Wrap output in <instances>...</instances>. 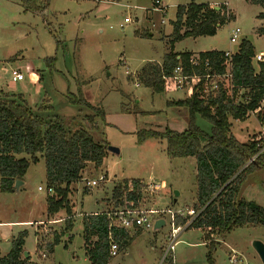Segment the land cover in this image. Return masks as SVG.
Returning a JSON list of instances; mask_svg holds the SVG:
<instances>
[{
	"label": "rangeland",
	"instance_id": "374dc122",
	"mask_svg": "<svg viewBox=\"0 0 264 264\" xmlns=\"http://www.w3.org/2000/svg\"><path fill=\"white\" fill-rule=\"evenodd\" d=\"M191 3L221 7L222 13L227 5L232 17L216 29L214 37H189L172 45L177 7ZM37 6L40 10L44 6L45 11L26 12L19 0H0V99L21 100L34 115L59 119L69 131L78 130L84 118L93 117L97 129L91 135L95 142L117 149L119 155L108 152L99 170L88 164L83 180L71 189L69 202L76 221L73 218L68 232L64 212L47 216L44 161L30 164L18 190L0 193V256L7 255L12 241L26 231L23 253L31 263L91 264L87 252L94 240L84 243L82 216L104 208L107 214L122 209L111 201L112 189L122 181L143 183L137 205L143 209L177 210L195 205V160H170L164 140L137 139L143 132L186 130L187 109L174 103L188 97L189 87L155 92L138 82L140 69L147 63H160L170 51L192 56L212 50L235 53L242 40L253 46L252 65L257 69V63L264 62V37L257 34L262 26L257 17L264 10L250 0H161L160 11L153 9V0H42ZM126 18L128 23H124ZM234 29L240 31L239 40L230 44L228 34ZM12 72L20 73L23 80L12 82ZM240 96L238 92L236 102ZM261 108L264 116V100ZM246 120H230V133L239 143L259 133L264 135L255 112ZM195 125L207 134L211 131L199 117ZM102 175L104 183L85 188L87 182ZM149 179L162 188H147ZM174 192L180 195L175 204ZM105 198L110 200L106 203ZM237 198L264 210V166L245 175ZM139 231L107 264H163L169 227ZM185 231L178 236L172 253L176 264H210L208 253L211 264H230L233 256L238 264H262L253 243L264 244V227L235 228L223 237H212V246L202 239L200 231ZM55 236L59 244L49 252L47 245Z\"/></svg>",
	"mask_w": 264,
	"mask_h": 264
},
{
	"label": "trees",
	"instance_id": "16d2710c",
	"mask_svg": "<svg viewBox=\"0 0 264 264\" xmlns=\"http://www.w3.org/2000/svg\"><path fill=\"white\" fill-rule=\"evenodd\" d=\"M42 0H19L23 10L43 13L38 3ZM47 1V0H43ZM263 8L264 0H250ZM47 4L45 5V8ZM227 19L222 8L215 11L208 5L188 4L177 7L173 22V45L185 38L214 37L216 29ZM262 26L257 34L264 37V12L257 17ZM192 54H165L160 63H147L139 71L137 80L141 86L155 92H163L165 79L180 67L182 75L194 77L188 97L174 104L185 107L188 113L187 129L182 132L167 130L165 133L143 132L139 142L150 138L166 142L165 154L168 159L195 160L196 194L193 209L199 212L187 228L202 233L209 246L212 237H223L235 228L243 226L264 227V210L253 202L238 199L239 187L245 175L259 166H264V135L252 136L246 143H239L231 135L230 120L244 121L250 113H256L264 126L261 104L264 100V62H258L255 69L253 46L242 40L231 57V79L219 81L216 92L204 89L206 75L225 74V56L222 51L199 53L200 63H189ZM207 62V68L205 67ZM241 96L235 101L237 93ZM80 102L84 103L80 98ZM21 100L0 99V193H11L16 181L22 182L30 164L44 161L46 187L52 189L47 198V216L52 218L61 211L65 213V229L73 228L72 206L69 202L71 189L81 181L88 164L99 169L108 154L107 145L97 143L92 132L97 129L93 117H86L78 130L69 131L59 119H43L34 115ZM205 120L210 126L209 134L198 129L195 118ZM144 185L140 180L122 181L112 190L114 207L123 208L125 202L134 207L142 195ZM117 209V208H116ZM108 215L100 213L82 218V234L85 244L92 242L87 252L91 264H107ZM175 223L184 224L177 218ZM26 231L18 234L5 256H0V264H33L23 257ZM115 241L127 243L124 230H113ZM59 244L54 237L47 245L49 252ZM211 264L210 253L207 255ZM170 264V262H163Z\"/></svg>",
	"mask_w": 264,
	"mask_h": 264
},
{
	"label": "built area",
	"instance_id": "2783aa9c",
	"mask_svg": "<svg viewBox=\"0 0 264 264\" xmlns=\"http://www.w3.org/2000/svg\"><path fill=\"white\" fill-rule=\"evenodd\" d=\"M161 4V0H153V9L156 11H160L159 5ZM224 7H226L224 5ZM223 15L228 19L230 13L227 8H224ZM129 19H125L124 23H128ZM240 31L239 29L231 30L228 34V41L230 44H236L239 40ZM234 53L231 51L224 52L225 61V74L222 76L218 75H206L203 77L205 81L204 89L206 92H216L218 88V83L221 80H230L231 75V57ZM189 63L193 66H196L200 63L198 55L191 56ZM205 67L207 68V62H205ZM23 77L20 73L13 72L12 73V81H21ZM196 78L194 77H186L182 75V70L180 67H176L172 72V75L165 79V86L164 88L168 90H180L185 85L187 87H191L193 81ZM192 82V83H191ZM264 148V146H262ZM261 148V149H262ZM264 152V151H263ZM262 152V153H263ZM261 153V154H262ZM83 180V178H82ZM106 181L105 176L99 177L97 181H91L90 183H86V189L90 190L98 185L104 183ZM146 187L152 190H156L158 188H162L160 185H156L153 183L151 179H149L148 183H146ZM39 192H42L43 189L38 187L37 189ZM46 193L48 195H52V189L47 188ZM138 205V204H137ZM109 221H108V248H109V256L110 258L116 257L119 252V244L115 241L113 237V230H127L132 227L144 229V230H151L153 228V217L157 215H164L168 218L169 228H170V237H169V245L166 248V252L164 255V261H166L169 257L167 254L172 255L174 251V247L176 244V240L179 236V233L185 229H187L194 219L199 215V212L195 211L193 208H185V209H177V210H147L143 209L139 206L134 207L131 202H125L124 207L120 210L114 211L112 214H107ZM112 215V216H111ZM179 218L184 221V224H176L175 220ZM230 264H238V259L236 257L229 258Z\"/></svg>",
	"mask_w": 264,
	"mask_h": 264
},
{
	"label": "crops",
	"instance_id": "0c3cea01",
	"mask_svg": "<svg viewBox=\"0 0 264 264\" xmlns=\"http://www.w3.org/2000/svg\"><path fill=\"white\" fill-rule=\"evenodd\" d=\"M210 8H214L212 5L210 6V5H208ZM226 6V8L228 9V7H227V5H225ZM229 10V9H228ZM212 51H218V50H212ZM257 67H258V63H257ZM13 73V72H12ZM22 81V80H21ZM20 81V82H21ZM13 82V81H12ZM16 82H19V81H16ZM15 83V82H14ZM189 91H190V88H189V90H188V92H186L187 94L189 93ZM0 93H2V92H0ZM184 100V99H183ZM175 101H179V100H175ZM180 101H181V99H180ZM170 102H172V101H168L167 102V104L168 103H170ZM247 120H244V121H239V122H246ZM242 131V130H241ZM246 131V130H245ZM246 138H247V136H246ZM237 139V138H236ZM247 140H248V138L247 139H243V142L242 143H246L247 142ZM166 147V146H165ZM165 151V150H164ZM111 154V153H110ZM112 155H114V154H112ZM119 155V154H118ZM117 156V155H116ZM108 157V154H107V156L105 157V158H107ZM193 159V158H192ZM102 166H103V164H102ZM102 166H101V168L100 169H102ZM99 170V169H98ZM105 175H107V174H105ZM83 176V175H82ZM82 178H84V177H82ZM82 180V179H81ZM120 182V181H119ZM148 183V182H147ZM113 190V189H112ZM163 190V192H164V190L165 189H162ZM73 191V190H72ZM83 192L84 193H89V191H87V190H85V189H83ZM164 194H168V192H164ZM111 196H112V192H111ZM179 197H180V195H179ZM179 199V198H178ZM177 199V200H178ZM107 200H110V199H108V198H105V199H103V201H105L106 203H107ZM112 201V200H111ZM177 202V201H176ZM106 203L104 204V206H106ZM106 209L104 208L103 210H101V211H98V212H93V213H90L89 215H94V214H100V213H107V211L106 212H104ZM84 216H87V215H84ZM84 216H82V218L84 217ZM76 217V216H75ZM154 217H156V218H152L153 219V221H154V223L156 222V221H163V223L162 222H159L160 224H159V226H158V228H157V230H155V231H159L160 229H162V228H164V227H169V223H167V221H168V218H166L164 215H157V216H154ZM74 218V217H73ZM75 219V218H74ZM75 221H76V219H75ZM41 223V222H40ZM24 224H28V223H24ZM82 226V225H81ZM153 226H154V224H153ZM139 230H142V229H140V228H136V227H132V228H130V229H127V230H124L125 231V233H127V236H128V239L130 238V236H133L134 234L136 235V234H139L140 233V231ZM152 230H153V228H152ZM169 230H170V228H169ZM186 230V231H185ZM185 230H183V231H185V232H187L188 230L187 229H185ZM190 230V229H189ZM154 231V230H153ZM183 231H181V232H183ZM180 232V233H181ZM170 233V232H169ZM180 233H179V236H180ZM201 233V232H200ZM202 234V233H201ZM202 239H204L203 238V235H202ZM127 242H128V240H127ZM126 243H124V244H122V243H120L119 244V247H121V245L122 246H124ZM125 247V246H124ZM24 248V247H23ZM119 250H121V248H119ZM166 262H170V264H176L175 263V258H174V256H173V254L165 261V263ZM164 264V263H163Z\"/></svg>",
	"mask_w": 264,
	"mask_h": 264
},
{
	"label": "water",
	"instance_id": "95a60500",
	"mask_svg": "<svg viewBox=\"0 0 264 264\" xmlns=\"http://www.w3.org/2000/svg\"><path fill=\"white\" fill-rule=\"evenodd\" d=\"M213 9L215 11H219V7H214ZM107 151L109 153H111V154H114V155H118L119 154V151L117 149L113 148V147H107ZM21 185H22V182L16 181L15 184H14L13 190L14 191L18 190L19 186H21ZM173 198H174L173 199V204H175L177 199L179 198V193L178 192H174L173 193ZM159 222L163 223V221H156L154 223V226H153V230L154 231L157 230V228H158V226L160 224ZM253 248H254L255 252L257 253V255L259 256L262 264H264V244L261 243V242L256 241V242L253 243ZM23 255H24L25 258L28 257V255L26 253H23Z\"/></svg>",
	"mask_w": 264,
	"mask_h": 264
}]
</instances>
